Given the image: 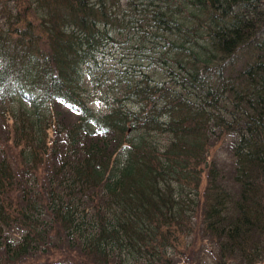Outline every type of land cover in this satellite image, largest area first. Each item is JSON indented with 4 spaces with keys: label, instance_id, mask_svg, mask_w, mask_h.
Wrapping results in <instances>:
<instances>
[{
    "label": "trees",
    "instance_id": "obj_1",
    "mask_svg": "<svg viewBox=\"0 0 264 264\" xmlns=\"http://www.w3.org/2000/svg\"><path fill=\"white\" fill-rule=\"evenodd\" d=\"M3 5L0 264H264V0Z\"/></svg>",
    "mask_w": 264,
    "mask_h": 264
},
{
    "label": "rangeland",
    "instance_id": "obj_2",
    "mask_svg": "<svg viewBox=\"0 0 264 264\" xmlns=\"http://www.w3.org/2000/svg\"><path fill=\"white\" fill-rule=\"evenodd\" d=\"M5 1L7 4L12 5V6H8V9L11 7L14 10L13 5L15 0H0V27H2L4 22L6 23V18L4 16L1 17L4 14L5 5L3 4ZM117 56H119V52L116 46L107 45L105 48H102L99 53L98 69L105 68L109 70L110 68L111 69L115 68L116 65L120 67L123 64L128 65L130 63V60L128 59H123L122 63L119 62L118 59H116ZM92 66H94V64H92ZM94 68L95 67L91 68L89 66L85 67L86 73H88L89 70L96 72L95 82L92 79L87 80V86L89 88V91L92 93L91 104L94 109L105 112L108 111L109 107L114 104L113 93L111 92L112 87H109V82L111 79H113V76L110 72H106L102 70L99 71L97 68L96 69ZM105 79H108V82L107 84L104 83L103 86L102 84H100V82L105 81ZM132 105L133 103H131L130 101L125 104V106H127L128 108ZM206 182H207L206 177H203V186L206 184Z\"/></svg>",
    "mask_w": 264,
    "mask_h": 264
}]
</instances>
